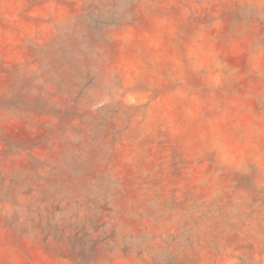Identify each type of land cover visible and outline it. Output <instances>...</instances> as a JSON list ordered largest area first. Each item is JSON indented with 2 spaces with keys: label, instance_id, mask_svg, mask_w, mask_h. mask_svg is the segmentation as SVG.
Listing matches in <instances>:
<instances>
[{
  "label": "rangeland",
  "instance_id": "obj_1",
  "mask_svg": "<svg viewBox=\"0 0 264 264\" xmlns=\"http://www.w3.org/2000/svg\"><path fill=\"white\" fill-rule=\"evenodd\" d=\"M0 264H264V0H0Z\"/></svg>",
  "mask_w": 264,
  "mask_h": 264
}]
</instances>
